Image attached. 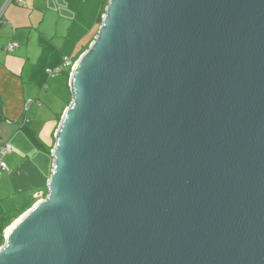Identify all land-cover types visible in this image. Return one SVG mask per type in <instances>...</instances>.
Listing matches in <instances>:
<instances>
[{
    "label": "water",
    "instance_id": "obj_1",
    "mask_svg": "<svg viewBox=\"0 0 264 264\" xmlns=\"http://www.w3.org/2000/svg\"><path fill=\"white\" fill-rule=\"evenodd\" d=\"M69 87L0 264H264V0H108Z\"/></svg>",
    "mask_w": 264,
    "mask_h": 264
},
{
    "label": "crops",
    "instance_id": "obj_2",
    "mask_svg": "<svg viewBox=\"0 0 264 264\" xmlns=\"http://www.w3.org/2000/svg\"><path fill=\"white\" fill-rule=\"evenodd\" d=\"M107 2L23 0L20 6L0 0L6 21L0 26V142L12 145L0 179V239L9 228L5 224L47 196L55 133L72 101L64 72L61 81L60 73L49 71L60 68L65 57L75 63L88 49ZM57 26L63 27L60 33ZM13 42L19 45L8 52Z\"/></svg>",
    "mask_w": 264,
    "mask_h": 264
},
{
    "label": "built area",
    "instance_id": "obj_3",
    "mask_svg": "<svg viewBox=\"0 0 264 264\" xmlns=\"http://www.w3.org/2000/svg\"><path fill=\"white\" fill-rule=\"evenodd\" d=\"M11 1H15L20 6L23 4V0H11ZM5 23H6L5 19L2 16H0V26L4 25ZM18 45L19 44L17 42L10 43L6 46V50L8 52H13L18 47ZM73 65L74 62L72 61V59H70L69 57H65L62 66L56 69L55 71H49V73L50 74L60 73L64 71L66 68L72 69ZM11 153H12V145L10 143L2 144L0 142V179L7 169L4 161L5 157Z\"/></svg>",
    "mask_w": 264,
    "mask_h": 264
},
{
    "label": "trees",
    "instance_id": "obj_4",
    "mask_svg": "<svg viewBox=\"0 0 264 264\" xmlns=\"http://www.w3.org/2000/svg\"><path fill=\"white\" fill-rule=\"evenodd\" d=\"M107 4V3H106ZM105 8H106V5H105V7H104V13H105ZM101 21H102V16L100 17V19H99V25L101 24ZM98 31V30H97ZM81 56V55H80ZM79 56V57H80ZM76 62V61H75ZM62 72H64V74L67 76V78L69 79L70 78V74H71V68H69L67 71H62ZM10 226V224H5V228H7V227H9ZM4 244V237L3 236H1V239H0V247L2 246Z\"/></svg>",
    "mask_w": 264,
    "mask_h": 264
},
{
    "label": "rangeland",
    "instance_id": "obj_5",
    "mask_svg": "<svg viewBox=\"0 0 264 264\" xmlns=\"http://www.w3.org/2000/svg\"><path fill=\"white\" fill-rule=\"evenodd\" d=\"M95 2V4H98V2H96V1H94ZM90 13L92 14V15H95V14H93L92 13V10L90 9ZM57 30H58V32L60 33L62 30H63V27H61V26H57ZM98 32V31H97ZM76 57V55H74V57L73 58H75ZM78 60V59H77ZM76 60V61H77ZM66 70H68V68H66L64 71H66ZM64 77L65 76H63L62 75V72H60V74H58V78L61 80V81H65V79H64ZM46 80H47V77H46ZM62 87H64V84L62 83Z\"/></svg>",
    "mask_w": 264,
    "mask_h": 264
}]
</instances>
